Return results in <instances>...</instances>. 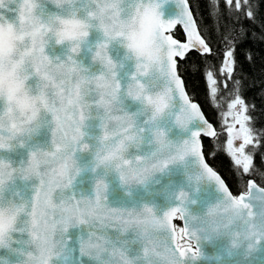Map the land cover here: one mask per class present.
<instances>
[{
  "label": "snow or ice",
  "instance_id": "obj_1",
  "mask_svg": "<svg viewBox=\"0 0 264 264\" xmlns=\"http://www.w3.org/2000/svg\"><path fill=\"white\" fill-rule=\"evenodd\" d=\"M167 3L177 11L165 19ZM193 3L0 0V150L27 146L42 128L50 134L47 146L29 147L18 166L0 159V249L23 257L18 264H190L201 257L202 241L227 237L228 254L242 251L245 259L264 244V187L256 182L264 183V171L254 164L258 152L264 164V129L248 114L235 74L240 33L250 38L241 21L255 22L256 13L248 10L249 0H225L240 27H229L235 35L225 33L217 54L198 27ZM223 15L210 0L214 29ZM92 29L104 37L92 55L100 66L96 72L76 59ZM113 42L125 49L119 63L109 52ZM57 44L68 47L63 59L46 51ZM192 53L203 63L198 71L206 75L205 100L216 105L219 130L187 90L184 73ZM210 57L220 61L218 67ZM127 62L132 70L122 82L118 72ZM221 76L232 87L224 84L227 91L218 97ZM17 112L25 116L17 119ZM92 118L99 119L101 134L90 145L84 128ZM173 128L176 139L169 136ZM90 150L93 172L115 173L129 196L143 188L149 199L110 206L104 177L95 180L93 196L78 198L71 191L82 171L76 153ZM222 152L234 166L235 191L211 163ZM174 167L183 169L188 188L214 187L216 202L204 214L191 211L196 201L186 188L161 184L158 177ZM17 179L33 182L30 196L14 190Z\"/></svg>",
  "mask_w": 264,
  "mask_h": 264
},
{
  "label": "water",
  "instance_id": "obj_2",
  "mask_svg": "<svg viewBox=\"0 0 264 264\" xmlns=\"http://www.w3.org/2000/svg\"><path fill=\"white\" fill-rule=\"evenodd\" d=\"M10 7L15 6L11 5ZM47 9L49 11H55L51 4L47 5ZM162 11L164 18L167 19L171 16H174L177 9L175 4L167 3L163 5ZM7 15L11 19L14 16V13H8ZM103 39L104 37L100 31L95 29L90 30V35L87 38V41L81 46V52L76 57V59L81 62L84 67L89 68L90 72H96L100 68L98 64H94L92 61V55L95 51V45L98 42H101ZM46 51L50 56H59L61 59H63L65 55L68 54V47L67 45H50ZM109 52L113 60L119 63L125 54V49L117 42H113L110 45ZM131 70V62H127L125 67L119 70L118 76L122 82L126 80V73L131 72ZM29 83L31 84L32 81H29ZM99 124L100 121L98 118H92L85 122V142L89 143L90 145L94 143V137L101 134ZM165 126L169 127L170 122L165 123ZM177 135L178 130L174 128L169 133V136L172 139H176ZM49 140L50 134L47 128H42L39 133L35 135L31 141H29L27 146L21 147L17 145L10 150H0V159L8 160L13 163V166H18L22 160L27 159L29 147L32 145L45 147L47 146ZM145 148L147 149V145H145ZM76 159L82 171L74 181L71 191L78 198L81 196H93L95 180L98 177H104L106 183L108 184L106 196L107 203L110 206H131L133 203L141 202L142 199H149L143 188L134 190L131 196H129L125 189L121 186L120 181L115 173L105 176L103 169H97L95 172H93L92 169L94 167V156L91 150L88 152H77ZM158 179L161 181V184H170L173 190H177L180 187L186 188L190 192L191 198L196 201L195 204L189 205V208L194 214H204L207 207L210 204L216 202L218 194L216 193L213 186L202 185L198 192L188 188L182 168H171L168 173L160 175ZM32 183L33 182L31 181L17 179L15 181L14 190H19L23 196H30ZM6 196H11V193H6ZM180 224L182 225L183 222L181 221ZM76 235V232L72 233L73 241L75 240ZM131 236L132 233H129L128 237ZM200 247L202 252L201 257L191 261L190 264H238L240 261H243V264H264V244L260 245L259 249L253 252L247 259L243 257L242 251H234L232 255H229L228 251L226 250L227 241L223 238L215 239L211 242L202 241ZM22 259L23 257L10 253L8 249H0V261L7 260L9 264H18V262Z\"/></svg>",
  "mask_w": 264,
  "mask_h": 264
},
{
  "label": "trees",
  "instance_id": "obj_3",
  "mask_svg": "<svg viewBox=\"0 0 264 264\" xmlns=\"http://www.w3.org/2000/svg\"><path fill=\"white\" fill-rule=\"evenodd\" d=\"M215 2L220 12L224 13L216 29L213 28V20L210 18V0H194V3L190 4V7L193 10L195 19L198 21V27H202V34L207 38V42L213 50L219 54L224 50L223 38L225 33L228 32L230 36L235 35L234 32L229 31V27L239 28L240 24H236L230 19L232 14L228 11L225 0H215ZM249 3L252 7L248 10H252L256 13L254 18L255 22L249 19L241 21L243 28L248 31L250 38L243 39L244 32L240 33L242 42L236 45L235 58L237 61V73L235 74L240 75L242 79L244 89L242 91V98L245 99L246 104L249 105L248 114L257 118L254 121L257 129H264V40L258 38L264 36V30H262V26H264V0H249ZM212 15L215 16L214 10L212 11ZM180 38L184 39V36L180 35ZM249 53L250 57H248ZM191 55L192 61L185 66L186 71L184 73V78L189 85L187 90L194 92L197 96V100L202 106V110L205 112L206 118L210 119V122L219 130V128L222 127V122L218 121V114L214 110L216 105H210L208 101L205 100V95L208 92V89L205 87L206 75L198 71V66L203 68V63H201L199 55L196 53H192ZM209 59L212 64L217 67L219 66V60L214 57H210ZM250 60L251 62H249ZM224 84H227L228 87H232L230 81L224 80L222 76L218 78V97L221 92L227 91L223 87ZM228 102H230V100ZM252 106L255 107L254 111ZM208 140L209 139H205L203 142L208 144ZM209 146L215 148L214 145ZM211 163L215 169L219 170L222 178H225L226 182L232 186L235 191L237 180L234 177V166L230 158L222 152L218 158ZM254 164L259 166L261 171H264V164L261 163V155L259 152L255 155ZM256 182L259 186L264 187V183H261L258 177L256 178Z\"/></svg>",
  "mask_w": 264,
  "mask_h": 264
},
{
  "label": "clouds",
  "instance_id": "obj_4",
  "mask_svg": "<svg viewBox=\"0 0 264 264\" xmlns=\"http://www.w3.org/2000/svg\"><path fill=\"white\" fill-rule=\"evenodd\" d=\"M98 22V21H97ZM5 27H6V25H5ZM69 27H71L70 25H69ZM93 30V29H92ZM55 39V36H53V40ZM57 45H59V44H57ZM15 115H16V117H17V119H19V118H22V117H24L25 116V113H23V112H17V113H15ZM5 124L7 125L8 124V120H7V118H5ZM33 124L34 125H36V120H35V118H33ZM94 159H95V157H94ZM223 239H225L226 241H227V247L230 245V241H229V239L227 238V237H222ZM226 250H227V248H226Z\"/></svg>",
  "mask_w": 264,
  "mask_h": 264
},
{
  "label": "flooded vegetation",
  "instance_id": "obj_5",
  "mask_svg": "<svg viewBox=\"0 0 264 264\" xmlns=\"http://www.w3.org/2000/svg\"><path fill=\"white\" fill-rule=\"evenodd\" d=\"M181 225V224H180Z\"/></svg>",
  "mask_w": 264,
  "mask_h": 264
}]
</instances>
